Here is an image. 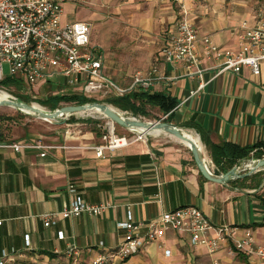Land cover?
<instances>
[{"label": "crops", "instance_id": "1", "mask_svg": "<svg viewBox=\"0 0 264 264\" xmlns=\"http://www.w3.org/2000/svg\"><path fill=\"white\" fill-rule=\"evenodd\" d=\"M225 1L187 0L185 6L200 40L207 36L217 47L239 52V26L244 21L250 27L264 23V8L239 15L226 10ZM166 3L177 5L172 0ZM166 40L165 34L163 46ZM199 52L202 68L216 65L214 59L203 56L201 46ZM157 61L167 77L179 79L149 91L177 101L171 123L199 138L214 172L230 170L222 169L226 159L213 160L214 149L225 144L264 145V62L258 76L244 67L238 74L227 72L211 80L213 72L206 71L205 87L199 90L201 80L182 77V66L163 63L160 53ZM105 64L104 60L103 72L110 77ZM65 130L66 126L45 138L51 149L0 148V258L6 252L8 260L16 263L69 264L64 252L75 246L81 261L87 263L124 241L126 231L118 224L148 225L164 212L187 206L200 209L215 227L237 228V238L250 231L255 244L264 246V176L256 179L261 181L258 188L244 186L250 182L244 184L242 179L218 185L200 178L188 148L168 137L152 136L97 157L93 147L103 144L99 137L93 132L72 137ZM36 140L12 135L0 140V145ZM75 199L106 208L97 216L64 218L63 210ZM47 213L55 215L56 224L51 227L42 220ZM218 258L220 264H260L255 256L229 253L228 246H223ZM113 264H212V260L205 248L191 245L188 235L168 232L163 244L148 245L125 262Z\"/></svg>", "mask_w": 264, "mask_h": 264}, {"label": "built area", "instance_id": "2", "mask_svg": "<svg viewBox=\"0 0 264 264\" xmlns=\"http://www.w3.org/2000/svg\"><path fill=\"white\" fill-rule=\"evenodd\" d=\"M75 1L77 0H0V82L9 77L24 80L29 87H35L62 78L67 88L81 87L77 93L85 98L116 99L131 91L149 90L159 84H173L179 79L167 77L155 65L145 73H136L128 87L119 86L104 74L103 54L97 49L89 48L92 24L78 21L62 25V4ZM172 1L176 2L180 12L166 31L167 40L160 51L163 63L182 66L184 78L201 80L199 90L205 87L202 79L206 71L213 72L211 80L227 72L238 74L244 67L249 68L253 75H260L261 63L264 62V23L250 27L246 21L242 22L238 28L241 50L227 51L217 47L207 36L200 40L197 30L189 21V13L183 0ZM200 46L205 58L216 61L215 66L202 68ZM4 65L8 66V76L4 74ZM72 126L66 124L65 134L74 137L75 130L71 128L77 126ZM140 140L138 137L129 141L111 133L110 137L104 136L103 144L93 147V150L97 157H103L105 151L123 148ZM0 148L19 152L22 149L47 150L53 147L42 140H36L25 144H2ZM70 192L74 193L75 189L70 188ZM105 208V205L94 206L75 199L69 208L63 210L62 216H97ZM42 220L46 227L56 224L54 214H44ZM118 227L126 231L124 241L114 250L97 255L88 264H107L112 258L127 260L148 245L163 244L168 232L188 235L192 246L207 250L212 264H220L218 256L223 246H228L229 253L235 250L237 253L255 256L260 264H264V246L255 244L250 231H244L237 238V228L215 227L196 207L187 206L164 212L159 219L148 225L125 222L118 224ZM144 228L145 232L142 234ZM59 237L63 238L62 233ZM28 240L29 236H26L29 245ZM8 255L3 252L0 264H36L9 261ZM64 255L69 264H79V253L75 246H69Z\"/></svg>", "mask_w": 264, "mask_h": 264}, {"label": "rangeland", "instance_id": "3", "mask_svg": "<svg viewBox=\"0 0 264 264\" xmlns=\"http://www.w3.org/2000/svg\"><path fill=\"white\" fill-rule=\"evenodd\" d=\"M186 1L183 0V3ZM192 1L201 2L202 0ZM223 6L226 10L245 15L246 13L256 12L259 9L262 10L264 8V0H226ZM62 8V25L78 21L92 24L89 48L97 49L103 54L108 75L124 87L129 86L136 73H145L150 67L157 65V57L162 49L166 30L171 26L170 22L174 17H178L180 12L178 5L169 6L166 2L159 0H77L63 3ZM3 70L4 74L8 76L9 69L7 65L3 66ZM18 82L19 84L12 86L1 85L0 90L6 91L11 97L18 100L26 99L27 102L36 104L45 110L71 105L59 103L56 107H53L52 98L63 94L61 91L65 92L64 94L66 95L79 94L77 92L81 89V87L67 88L62 78L35 87H29L24 80ZM66 89H69L67 93H72L67 94ZM87 99L109 105L122 116L135 118L140 121L164 122L166 118L158 108L150 105L144 106L146 115H134L131 112H123L115 108L108 102L109 99H99L98 97ZM0 116L3 117V119L0 118V138L4 139L12 138V135L25 138L30 135L37 140L44 141L45 138L54 135L57 130L65 128L66 124L77 126L71 128V130H75L74 135L86 132H93L95 135L93 130H97L102 134L98 138L99 143L103 142L104 136L110 137L111 133L118 138L125 137L129 141H134L138 138L133 132L112 124L106 118L88 117L84 114L72 116L66 124L46 122L24 115L8 107H0ZM179 128L192 134L189 130L182 127ZM154 135L142 137L141 140H150L154 138L152 137ZM155 136L160 138L168 137L170 140L177 142L169 135L160 134ZM259 172V174L264 176V170ZM243 173L245 172L241 174ZM232 253L237 252L232 250ZM125 261L112 258L107 261V264L123 263ZM78 262L79 264L89 263H83L80 257Z\"/></svg>", "mask_w": 264, "mask_h": 264}, {"label": "water", "instance_id": "4", "mask_svg": "<svg viewBox=\"0 0 264 264\" xmlns=\"http://www.w3.org/2000/svg\"><path fill=\"white\" fill-rule=\"evenodd\" d=\"M0 107L12 108L24 115L56 124H65L72 116H77L81 113L96 110L103 114L106 119L110 120L112 124H116L131 132H133L132 130L135 129L158 131L160 134L169 135L181 143L186 144L202 178L210 183L218 185H226L235 180L249 177L259 171L264 170V158L250 157L241 160L223 174H215V172L211 169V166L205 160L199 138V143H196L191 138H189V136L185 134L184 131L176 124L168 122H145L135 118L124 117L109 105L99 102H90L82 105H65L55 110H45L36 104L25 103L12 97L10 99L1 101ZM28 112L32 113L33 115L28 114ZM134 134L137 135V133ZM137 136L139 137V135ZM248 162L252 163V168L244 169L243 165ZM242 172L245 173L241 174Z\"/></svg>", "mask_w": 264, "mask_h": 264}, {"label": "trees", "instance_id": "5", "mask_svg": "<svg viewBox=\"0 0 264 264\" xmlns=\"http://www.w3.org/2000/svg\"><path fill=\"white\" fill-rule=\"evenodd\" d=\"M19 84L18 80L13 78H5L0 82L1 85H16ZM22 102L29 103L26 101V99H19ZM24 100V101H23ZM53 107H56L59 103L64 104H71V105H82L85 103L93 102V100L87 99L84 96L80 94H74V95H66L61 94L58 96H54L52 98ZM108 102H110L111 105H113L115 108L123 111V112H131L134 115H146L144 112V106L150 105L151 107L158 108V110L166 116L164 122L171 123L173 118L172 111L177 106V101L169 96L168 94L164 93H156L151 92L149 90H136L131 91L126 96L122 98H116V99H109ZM106 103V102H105ZM138 103V104H137ZM57 109V108H56ZM55 110V109H52ZM0 118L3 119V117L0 116ZM9 119V118H8ZM95 132V135L97 137L102 136L97 130H93ZM0 140H4V138H0ZM214 156L213 160L216 161L217 158L220 159H226V166L225 168H222L223 171H227L228 169H231L234 165H236L241 160L254 157V158H264V145H255L253 147H245L241 148L234 144H225L221 148H217L213 150ZM260 173V172H259ZM215 174H223V173H216ZM261 174H255L251 175L249 177H245L241 180L242 183L250 182L248 185H244L246 187H254L258 188L261 185L260 180H256L258 177H260ZM200 178L202 176L200 175ZM203 179V178H202ZM239 182L238 180L233 181L232 183Z\"/></svg>", "mask_w": 264, "mask_h": 264}, {"label": "bare ground", "instance_id": "6", "mask_svg": "<svg viewBox=\"0 0 264 264\" xmlns=\"http://www.w3.org/2000/svg\"><path fill=\"white\" fill-rule=\"evenodd\" d=\"M10 98H12V97L6 91L0 90V102L3 101V100H5V99H10ZM24 112H26V111H24ZM28 114L33 115L30 112H28ZM81 114L87 115L88 117L105 118V116L103 114H101L99 111H96V110L88 111L86 113H81ZM132 131L134 133H137V135H139V138H142V137L145 138V137H147V136H149L151 134L160 135V132H158V131H151V130H147V129L146 130L145 129H135V130H132ZM184 133L187 134L189 136V138H191L194 142L199 143L198 142V137L195 136V135H193V133L190 134V133L185 132V131H184ZM114 139H116V137H114ZM178 142H180V141H178ZM181 144H183L184 146L187 147L186 144H184V143H181ZM252 166H253L252 163L251 162H248V163H246V164L243 165V168L244 169H249V168H252Z\"/></svg>", "mask_w": 264, "mask_h": 264}]
</instances>
